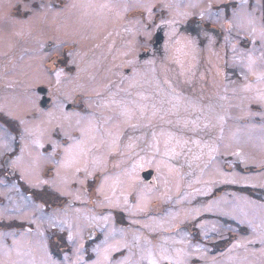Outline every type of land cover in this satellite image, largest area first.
<instances>
[{
    "label": "rangeland",
    "instance_id": "374dc122",
    "mask_svg": "<svg viewBox=\"0 0 264 264\" xmlns=\"http://www.w3.org/2000/svg\"><path fill=\"white\" fill-rule=\"evenodd\" d=\"M0 264H264V0H0Z\"/></svg>",
    "mask_w": 264,
    "mask_h": 264
},
{
    "label": "water",
    "instance_id": "95a60500",
    "mask_svg": "<svg viewBox=\"0 0 264 264\" xmlns=\"http://www.w3.org/2000/svg\"><path fill=\"white\" fill-rule=\"evenodd\" d=\"M36 91L39 92V93H42V94H43V97H42V99L40 100V103H41L42 105H44V100H45V95H44V94H45V88L42 87V86H38V88L36 89ZM141 173H142V177H143V179H145V180H149V178L153 175L151 169H149V170H145V171H143V172H141Z\"/></svg>",
    "mask_w": 264,
    "mask_h": 264
},
{
    "label": "flooded vegetation",
    "instance_id": "af4514ba",
    "mask_svg": "<svg viewBox=\"0 0 264 264\" xmlns=\"http://www.w3.org/2000/svg\"><path fill=\"white\" fill-rule=\"evenodd\" d=\"M38 88V87H37ZM42 94V93H41ZM42 97H43V94H42ZM45 97H47L46 95H45ZM40 102V101H39ZM41 104V103H40ZM42 105V104H41ZM71 106H74V105H72V103L71 104H69V107H71ZM42 109H44V108H42ZM49 109V108H48Z\"/></svg>",
    "mask_w": 264,
    "mask_h": 264
}]
</instances>
